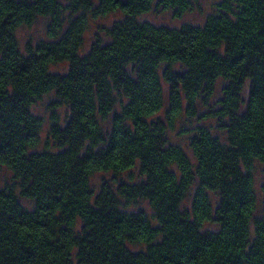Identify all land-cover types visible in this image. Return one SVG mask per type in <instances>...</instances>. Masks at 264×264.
<instances>
[{"label": "trees", "instance_id": "obj_1", "mask_svg": "<svg viewBox=\"0 0 264 264\" xmlns=\"http://www.w3.org/2000/svg\"><path fill=\"white\" fill-rule=\"evenodd\" d=\"M196 1L0 0V264H264V0H222L201 26L138 19ZM113 15L85 49L89 21ZM39 17L47 40L22 51L16 30ZM220 79L223 141L194 128L192 162L167 132ZM50 93L64 114L42 139L33 107ZM97 173L114 177L96 189Z\"/></svg>", "mask_w": 264, "mask_h": 264}, {"label": "rangeland", "instance_id": "obj_2", "mask_svg": "<svg viewBox=\"0 0 264 264\" xmlns=\"http://www.w3.org/2000/svg\"><path fill=\"white\" fill-rule=\"evenodd\" d=\"M222 0H197L193 3L192 8L184 13L180 18H175L173 12L171 10H163L159 6L154 3L151 9L142 14L138 19L140 22H147L154 26H165L170 28H179L183 25H191V26H201L205 22L206 18L210 15H213L217 10V5ZM121 17L119 15L108 16L103 19L98 20H90L87 26V29L84 34L85 40V49L89 46L91 41L94 38L104 37V30L107 29L113 22L119 20ZM46 23L47 20L45 18L39 17L34 23L30 26H21L16 30V39L19 44L20 49L23 51L24 46L26 44L34 45L39 41L47 40L46 35ZM51 70L53 72L63 73L66 70L64 64H57L51 66ZM225 81L218 80L216 82V87L214 91V95L212 98L203 102L202 100H198L196 107V116L193 118L186 117L183 113L174 123V126L168 130L167 137L169 142L173 145L180 146L190 158L192 162L193 156L191 154L190 149L188 148V139L194 128L198 126H205L208 129L212 130L215 134H218L223 141V136L218 131L216 132L218 121L215 118L210 117L209 114L216 108L217 99L220 97V91ZM57 99L54 94L50 93L45 95L40 101H38L33 107V113L36 116H39L43 119V128H42V139H45V132L49 127V118L50 113L52 111V107L55 110L54 112L59 114L61 117L63 116V110L57 105L52 106ZM165 108L158 114L159 118H162L165 114ZM119 109V106L116 107ZM256 175H255V186L258 194V213L261 212L262 208V196L259 195L260 186L263 183V168L260 166H256ZM131 175L136 176L134 171L131 172ZM114 176H110L109 174L97 173L91 178V184L94 188L98 189L102 180L111 181ZM128 176L123 175L118 178V180H127ZM11 183V174L7 170L0 171V187L5 184ZM194 187H192L191 192ZM19 202L22 206L27 209H31L33 205V201L28 199L19 198ZM186 207L189 206V199L184 202ZM144 210L149 212L148 205L145 201H137L135 203L130 204L127 207V211L137 212L139 210ZM204 229L208 230H216L217 226L213 223H207L204 225Z\"/></svg>", "mask_w": 264, "mask_h": 264}]
</instances>
